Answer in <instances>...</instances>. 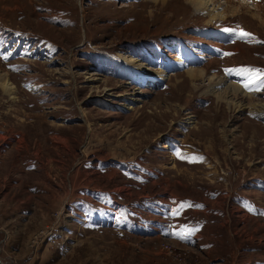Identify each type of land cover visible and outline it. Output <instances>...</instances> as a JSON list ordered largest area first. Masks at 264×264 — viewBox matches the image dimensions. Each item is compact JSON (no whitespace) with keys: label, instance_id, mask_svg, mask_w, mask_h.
<instances>
[{"label":"rangeland","instance_id":"374dc122","mask_svg":"<svg viewBox=\"0 0 264 264\" xmlns=\"http://www.w3.org/2000/svg\"><path fill=\"white\" fill-rule=\"evenodd\" d=\"M208 1L0 0V264H264V0ZM84 189L194 240L88 229Z\"/></svg>","mask_w":264,"mask_h":264},{"label":"crops","instance_id":"0c3cea01","mask_svg":"<svg viewBox=\"0 0 264 264\" xmlns=\"http://www.w3.org/2000/svg\"><path fill=\"white\" fill-rule=\"evenodd\" d=\"M122 173L135 179L140 177L136 170L126 166L123 168ZM82 191L83 193H80L79 197H68L63 207L68 209L72 219L84 224L86 228L116 229L137 236L161 235L182 241V239L174 236V232H178L175 228L180 226L161 222L162 216L169 215L170 219L176 217L175 209H172L168 204L153 201V208L150 210V206H145L144 202L133 207L119 205L114 196L106 191H94L92 193L86 189ZM82 196H88L91 199H80ZM77 199L79 201H76ZM144 212L153 215L154 218H157L156 221L150 222L147 220ZM194 235L193 233L188 235L187 240L184 242H192ZM5 236L7 241L9 236Z\"/></svg>","mask_w":264,"mask_h":264},{"label":"bare ground","instance_id":"6f19581e","mask_svg":"<svg viewBox=\"0 0 264 264\" xmlns=\"http://www.w3.org/2000/svg\"><path fill=\"white\" fill-rule=\"evenodd\" d=\"M189 3H191L192 5H194L195 7H197V8H202V9H206V6L208 5V0H187ZM208 1V2H207ZM236 10H239V11H241L242 10V8L241 9H236ZM126 63L127 64H135V62L134 61H132V60H126ZM182 65H185V62L181 59V58H179L178 60H177V66H182ZM135 66V65H134ZM137 67L139 68V69H142V65H137ZM197 73L198 72H190L189 73V75H190V77L191 78H196L197 77ZM213 78H214V76H212L211 77V80H213ZM219 85H225V83H224V81H221V80H219L218 81V83H216L213 87H218ZM0 88H2V90L5 92V93H7L8 95H13L14 94V88H13V86L11 85V83H10V81L7 79V78H5L4 77V75H0ZM255 88V87H254ZM253 88V89H254ZM241 94V92H240V89L238 88V87H236V86H234V85H232V84H230L227 88H226V91L225 92H223L222 94H219V95H217V96H219V97H217V99L219 98H221L222 97V99L224 98V99H226V97L225 96H234V97H237V96H239ZM242 94H244V93H242ZM253 95H255V94H253ZM221 96V97H220ZM12 97H14V96H12ZM224 99L223 100H220L219 101V104H222V105H224L225 103L223 102L224 101ZM13 100V99H12ZM227 104H231V103H229V101L227 102ZM233 105H235V107L237 108V109H239V110H241V109H243V105H237L236 103H232ZM253 104V103H252ZM250 108V113L253 115V116H255V117H264V105H262L261 106V104L260 105H252L251 107H249Z\"/></svg>","mask_w":264,"mask_h":264},{"label":"trees","instance_id":"16d2710c","mask_svg":"<svg viewBox=\"0 0 264 264\" xmlns=\"http://www.w3.org/2000/svg\"><path fill=\"white\" fill-rule=\"evenodd\" d=\"M228 32V27L224 28L222 35L219 34V31H216L218 39L221 41L217 46L220 50H223L225 48L223 47L224 45H235L238 39H240L243 34L239 30H231L232 34L229 36Z\"/></svg>","mask_w":264,"mask_h":264},{"label":"snow or ice","instance_id":"6c2138e0","mask_svg":"<svg viewBox=\"0 0 264 264\" xmlns=\"http://www.w3.org/2000/svg\"><path fill=\"white\" fill-rule=\"evenodd\" d=\"M242 37H244V38L250 37V34H248V33H243V34H242ZM244 86L247 88V87H248V84L245 83ZM261 87H264V81H262V83H261ZM182 207H183V206H182ZM188 235H191V231H187V232L185 233L184 236H181V238H182V239H185V238H187Z\"/></svg>","mask_w":264,"mask_h":264}]
</instances>
